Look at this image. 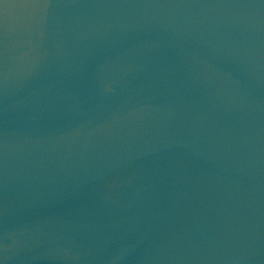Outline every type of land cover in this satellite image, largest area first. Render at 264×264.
Here are the masks:
<instances>
[{
    "label": "water",
    "instance_id": "water-1",
    "mask_svg": "<svg viewBox=\"0 0 264 264\" xmlns=\"http://www.w3.org/2000/svg\"><path fill=\"white\" fill-rule=\"evenodd\" d=\"M0 264H264V0H0Z\"/></svg>",
    "mask_w": 264,
    "mask_h": 264
}]
</instances>
